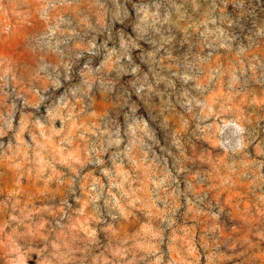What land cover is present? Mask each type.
<instances>
[{
    "label": "rangeland",
    "instance_id": "obj_1",
    "mask_svg": "<svg viewBox=\"0 0 264 264\" xmlns=\"http://www.w3.org/2000/svg\"><path fill=\"white\" fill-rule=\"evenodd\" d=\"M0 264H264V0H0Z\"/></svg>",
    "mask_w": 264,
    "mask_h": 264
}]
</instances>
